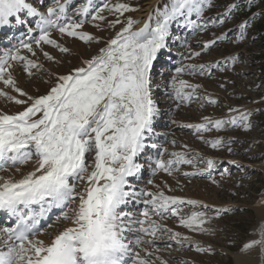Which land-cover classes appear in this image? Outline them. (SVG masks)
<instances>
[{"label": "snow or ice", "instance_id": "6c2138e0", "mask_svg": "<svg viewBox=\"0 0 264 264\" xmlns=\"http://www.w3.org/2000/svg\"><path fill=\"white\" fill-rule=\"evenodd\" d=\"M71 3L72 0H53L45 13L30 0H0V27L13 22L18 26L28 23V33L31 34V20L25 18L38 17L36 27L40 34L34 38L36 47L52 45L65 53L70 50L51 37V30L84 42H99L91 34L78 31L87 21L74 19L68 14ZM208 5L209 0H168L162 10L158 7L154 15L149 14V20L154 19L155 26L146 22L135 31L133 26L138 21L129 17L97 55L84 60V66L75 68L73 73L58 76L55 86L44 95L29 96L17 86L12 75V62H23L24 72L31 76V69L39 67L35 61L21 55L19 48L0 55V82L20 96L27 97V100L17 99L0 91V96L15 104L26 105L15 114L0 112V171L7 172L11 168L20 173L18 165L34 161L32 170L19 179L0 176V210L17 218L15 228L3 230L8 239L3 242L6 250L0 249V264H155L146 258L153 252L142 246L154 245L161 231L170 232L171 239L182 246L193 243L190 237H182L181 233L172 232L160 222L169 214L179 217L180 226L191 231H210L205 227L211 219L206 212L194 211L187 216L180 214V205L198 206L200 201L168 196L163 191H137L129 179L141 172L142 165L137 162L141 154L148 148H157V145L148 143L154 136L153 121L160 111L153 96V62L167 47L170 25L176 21L181 27L206 26L198 24V21L203 19L202 13ZM91 8L92 0H87L75 9V15L87 17ZM105 10L123 15L137 9L127 3H106L91 14L92 21H103L105 17L101 13ZM193 15L196 20L191 19ZM220 22L224 23L223 20ZM120 23L118 18L109 21L112 27ZM245 27L243 23L239 25L241 31L237 40L244 38ZM214 44L215 41H208L203 47L208 49ZM21 47L33 56L36 54L31 42L21 41ZM43 55L48 60L54 59L48 52ZM231 59L235 62L238 57L234 55ZM218 66V63L188 65L187 69L177 68L176 72L188 70L192 74L199 72L203 75L206 68ZM172 84L173 95L181 102L191 101L200 87L185 80L177 81L175 77ZM203 99L216 103L208 96ZM249 115L240 112L227 120L204 117L205 123L186 126L197 132L207 131L209 124L217 130L225 125H241L248 129L251 127ZM208 143L217 148L224 141L216 139ZM158 154L163 156L164 152ZM170 155L173 158L154 161L153 174L161 170L172 175L180 165L194 166V160L199 158L198 153L193 158H188L183 152ZM202 162L206 168L184 175L203 174L216 167V162L210 158ZM77 180L86 182L82 191H77ZM148 183L153 182L149 180ZM141 196L148 199L140 200ZM77 199L78 205L63 213V219L70 221V226L49 243L35 238L37 225L48 211L53 207L64 208ZM131 203L145 206L140 217L124 210ZM260 204L264 206V198ZM33 205H39L38 213ZM229 211L228 208L215 209L217 215ZM255 232L258 238L244 243L240 251L247 253L258 248L264 256V219ZM195 251L211 253L213 249L197 245ZM160 264H167V261L160 260ZM237 264L242 262L237 261Z\"/></svg>", "mask_w": 264, "mask_h": 264}, {"label": "rangeland", "instance_id": "374dc122", "mask_svg": "<svg viewBox=\"0 0 264 264\" xmlns=\"http://www.w3.org/2000/svg\"><path fill=\"white\" fill-rule=\"evenodd\" d=\"M47 1L42 8L38 6L41 8L40 11L46 13L47 7L52 6L53 1ZM147 1L96 0L93 2L91 14L106 3L109 5L118 2L127 3L137 9L125 12L123 15L105 10L101 13L105 17L103 21H92L90 15L78 31L91 34L98 38L99 42L96 40L84 42L52 30L51 37L68 48L69 52H61L58 48L47 44L37 48L34 42H32L36 53L34 56L24 48L20 49L21 55L35 61L39 67L31 69L32 75L29 76L23 70V62H12L24 79L23 85L16 80L17 86L29 96L47 94L57 83L58 76L73 73L75 68L84 66V60L97 55L99 49L105 47L107 42L115 37L129 17L136 21V14L143 9ZM83 2L75 1L69 6L71 16ZM230 5L233 6L231 10H229ZM263 11L264 5L259 0H209V5L205 6L202 13L203 19L198 21V24L206 26L181 27L174 21L170 25L171 35L167 40V47L158 53L157 59L153 62L151 72L154 82L153 96L160 111L153 121L155 140L148 141L149 144L157 145V148H154L155 155L151 159L153 161L171 159L173 157L170 154L173 152L186 153L188 158L196 157L198 153L199 158L194 160V166L180 165L172 175L161 170L153 174L155 163H150V158H147L149 164L145 168L148 170L152 168L151 175H146L148 174L146 171L145 175L137 176V181L131 179V185H140L141 189L149 192L163 191L168 196L200 201L201 204L198 206L186 203L180 205V214L187 216L194 211H204L211 218L205 225L210 229L208 232H194L184 228L179 224V217H172L170 214L160 221L172 232H179L182 237L187 236L198 242L175 250V244L169 243L172 240L171 233L161 231L155 238V244L147 245L153 255L146 258L155 261V264H160L162 253L168 255L167 264H235L227 251L237 253L244 243L258 238L254 230L264 219V216L261 220L259 218L260 213L264 215V206L260 204L261 199L264 198V34L257 27L264 23ZM225 12L228 13L227 16L224 15ZM117 18L121 23L114 27L110 26L109 21ZM191 19L196 20V16L193 15ZM221 20L224 23H221ZM242 23L246 25L244 38L237 40L236 37L241 31L239 25ZM138 25V23L134 24V31ZM221 36L225 39H218ZM208 41H215V44L204 49L203 46ZM44 52H48L54 59H46ZM192 53H200V55L193 56ZM234 55L238 57L235 62L231 59ZM216 63L218 67L206 68L203 75L199 72L192 74L188 70L182 73L176 72L177 68L187 69L188 65L207 66ZM174 77L177 81L185 80L190 84L200 85L191 101L181 102L175 99L172 84ZM221 84L224 85L223 88L220 87ZM0 91L7 92L17 99L27 100L26 96H20L11 88L5 87L2 82H0ZM204 96L214 99L216 103H209L203 99ZM0 99H2L0 111L6 114H15L26 106L15 104L3 96H0ZM230 109L238 111L231 112ZM240 112L250 114L251 127L248 129H244L241 125H225L217 130L209 124L207 131L197 132L196 129L186 126L205 123L204 117L212 120H227L233 115H239ZM216 139L224 143L220 147L213 148L208 142ZM159 152H164V155L160 156ZM142 156L146 157V155ZM209 158L216 162L214 169L203 174L184 175L206 168L202 160ZM141 161L147 164V161L141 158L137 162L141 163ZM91 163L89 159V164ZM145 168L141 171H145ZM149 180L153 183L149 184ZM78 181L75 183L78 184ZM83 182L80 181L78 185H82ZM144 199L148 197L142 200ZM76 201L64 212H70L75 208ZM204 205L209 207L205 208ZM144 208L145 206L140 204L135 215L140 217ZM223 208H228L230 211L227 214L221 212L217 215L215 209ZM60 215L63 218V214ZM61 218H59L61 223L69 222ZM153 219L158 218L153 217ZM197 245L201 248L211 247L213 251L197 252L195 251ZM157 257L160 259L157 260Z\"/></svg>", "mask_w": 264, "mask_h": 264}, {"label": "bare ground", "instance_id": "6f19581e", "mask_svg": "<svg viewBox=\"0 0 264 264\" xmlns=\"http://www.w3.org/2000/svg\"><path fill=\"white\" fill-rule=\"evenodd\" d=\"M36 0H30V2L31 3H34ZM37 1H39V3L37 2ZM36 2H35V5L34 6H36L37 8H38V10H40L41 8H42V6L44 5V2H48L47 0H37ZM40 1H41V3H40ZM83 2V3H86L87 2V0H72V3H71V5L74 3V2ZM96 0H92V3L93 2H95ZM168 2V0H148L144 5H143V9L138 13V14H136V21H138V28L136 29V30H138L139 28H141V27H143V25L147 22V23H150L152 26H155V20L153 19V20H149V14L150 13H152L153 15H154V10L156 9V8H160L161 10L163 9V7H164V4L165 3H167ZM46 4V3H45ZM38 6H41V8H39ZM90 13H91V9H90ZM68 14L69 15H71V13L69 12V10H68ZM91 15V14H90ZM90 15H88L87 17H79V19L80 18H84V19H87ZM72 16H73V18H75V17H77L76 15H75V12L72 14ZM25 19H28V18H25ZM38 19V17H35V18H30V20H31V28L33 29V37L34 38H37L38 36H39V34H38V31H39V29L36 27V20ZM25 25H27L28 27H29V24L28 23H25ZM24 25V26H25ZM16 27V25H15V23L13 22L11 25H9V26H4V27H0V32H3L4 30H9V31H11L12 30V28L14 29ZM38 29V30H37ZM26 31V34H25V36L24 37H22V39H18L19 37H17L16 36V34L17 33H19V35H22L23 34V32H25ZM52 31V30H51ZM12 33V32H11ZM9 33V34H7V35H5V36H2V38H0V55H3L4 53H7V52H9L7 49H5L4 47V45H6V43H8V44H13L14 42V40H12V39H16V40H19V41H22L24 38H25V40H26V38H28V36H29V33H28V30H26V29H22V30H19V32H16V34H15V32L14 33ZM13 34H15V35H13ZM34 38H33V40H34ZM58 38H60V37H58ZM63 41H66V42H68L67 40H65V39H63ZM61 42H62V40H61ZM66 45H67V43H65ZM14 45H17V44H14ZM4 48V49H3ZM17 48H19V49H22V47H17ZM17 68V67H16ZM15 68V66L13 65V67H12V75L16 78V80L17 81H19L20 82V84L21 85H23L24 84V82H23V76H20V73H19V70H17ZM20 78V79H19ZM0 101H2V99H0ZM20 108V107H19ZM1 112V111H0ZM154 134H155V132H154ZM152 140H155V138H154V136H153V138H152ZM151 144H154V143H151ZM150 149H152V148H150ZM142 155H146V157H144V156H142ZM141 156L143 157H141V159H145V161H147V164H145L143 161H141V165H142V168H145V166H147L149 163H148V160H147V158H150V160H149V162L150 163H154V161H153V159H151V157L153 156L152 155V153H150L149 151H148V149L144 152V153H142L141 154ZM152 161V162H151ZM33 166H34V161L33 162H30L29 164H27V165H20V166H18V167H20L21 168V172L20 173H17V172H15V170L14 169H8V171L7 172H4V171H0V176H3V177H5V178H8V177H12V178H14V179H19L20 178V176L22 175V174H24V173H26L27 171H30V170H32V168H33ZM153 168H155V165L153 166ZM142 170V169H141ZM152 170V168H150L149 170L147 169V168H145V171H141L139 174H138V176L139 175H145L146 174V171H148V174H146V175H149L150 174V171ZM152 173H153V171H152ZM155 173H156V171H155ZM151 175V174H150ZM138 177H134V178H129L130 180L132 179V180H135V179H137ZM144 180V179H143ZM79 182L80 181H78V184H79ZM78 184H76L77 185V191H82L83 190V188L86 186V182H83L82 183V185H78ZM133 186V185H132ZM139 186V187H138ZM134 188H135V190H137V191H139V190H141V187H140V185H136V186H133ZM144 198V196H141L139 199L141 200V199H143ZM78 203H79V200L78 201H76V203H75V207L78 205ZM72 205H73V203H71ZM71 204H69V205H71ZM139 204H142V203H131L129 206L130 207H127V208H125L124 210L125 211H132V212H134L135 214L137 213L136 212V208L138 207H136V205H139ZM55 207H53L52 209H54ZM141 210V209H140ZM49 212H51V210L50 211H48L47 213H49ZM260 212V211H259ZM63 213H65V212H62V214ZM61 215L59 214V216L56 218V220H53V221H51L50 222V224H49V226H47L46 228H43L42 229V231L41 232H39L37 235H36V237L35 238H37V239H41V240H43L45 243H49L50 241H51V239L52 238H54L55 237V235H57L60 231H62L65 227H68V226H70V224H71V222L69 221L68 223H66V224H64V223H61L60 222V219L59 218H61L60 217ZM263 214H259V218H260V220L263 218ZM138 217V216H137ZM142 218V217H141ZM61 219H63V218H61ZM56 221V222H55ZM6 227L7 226H0V249H2V250H6L5 248H4V244H3V242L5 241V240H7L8 239V235L3 231L4 229H6ZM256 229V228H255ZM254 232H255V230H254ZM45 233V234H44ZM43 236H42V235ZM255 234H257L256 232H255ZM131 238V237H130ZM145 239H150V237H146ZM193 241V243L192 244H194V243H196V242H198V241H196V240H192ZM169 243H171V244H175L174 246H175V250H178L179 248H183V247H185V246H190V245H192V244H185V245H180V244H177L176 242H175V240H171V241H169ZM142 247H147V245H143ZM148 248V247H147ZM148 250H150V248L148 249ZM152 250V249H151ZM154 250V249H153ZM174 253V252H173ZM227 254H229L231 257H232V259H233V261H234V263L235 264H237V261H241L242 262V264H264V256H262V254H261V252H260V250L258 249V248H256V249H252V250H249L247 253H241V251H239V252H237V253H231V252H229V251H227ZM160 256V255H159ZM161 257H162V260H164V261H167L168 260V255L165 253L164 255H163V253L161 254Z\"/></svg>", "mask_w": 264, "mask_h": 264}, {"label": "trees", "instance_id": "16d2710c", "mask_svg": "<svg viewBox=\"0 0 264 264\" xmlns=\"http://www.w3.org/2000/svg\"><path fill=\"white\" fill-rule=\"evenodd\" d=\"M259 1H260V3H262V4L264 5V0H259ZM241 12H243V11H241ZM262 16L264 17V11L262 12ZM257 29H258L259 31H262V33L264 34V23L260 24V25L257 27Z\"/></svg>", "mask_w": 264, "mask_h": 264}]
</instances>
